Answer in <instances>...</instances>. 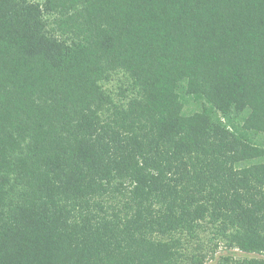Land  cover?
Returning a JSON list of instances; mask_svg holds the SVG:
<instances>
[{
	"label": "trees",
	"instance_id": "obj_1",
	"mask_svg": "<svg viewBox=\"0 0 264 264\" xmlns=\"http://www.w3.org/2000/svg\"><path fill=\"white\" fill-rule=\"evenodd\" d=\"M207 233L264 264V0H0V264Z\"/></svg>",
	"mask_w": 264,
	"mask_h": 264
},
{
	"label": "rangeland",
	"instance_id": "obj_2",
	"mask_svg": "<svg viewBox=\"0 0 264 264\" xmlns=\"http://www.w3.org/2000/svg\"><path fill=\"white\" fill-rule=\"evenodd\" d=\"M110 87H113V85ZM203 237L198 243H193L190 247V252L206 253V264H243V259L246 256L245 253L240 252L237 249H227L224 245H219L216 250H213L210 246L207 248V239L210 238L211 234H202ZM212 244V243H211ZM205 246L203 249H194L195 246ZM253 256V255H249ZM232 257V258H231Z\"/></svg>",
	"mask_w": 264,
	"mask_h": 264
}]
</instances>
